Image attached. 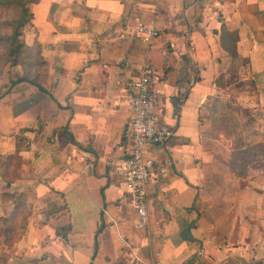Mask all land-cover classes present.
Instances as JSON below:
<instances>
[{
	"label": "crops",
	"instance_id": "1",
	"mask_svg": "<svg viewBox=\"0 0 264 264\" xmlns=\"http://www.w3.org/2000/svg\"><path fill=\"white\" fill-rule=\"evenodd\" d=\"M30 10L23 41L39 46L45 92L20 81V65L0 78V221L11 218L0 263L264 264V151L238 177L231 140L209 118L219 100L264 146V0H38ZM138 19L159 31L150 44L121 37ZM145 63L173 136L145 150L138 227L119 173ZM14 155L8 186L1 167ZM189 226L198 241L181 237Z\"/></svg>",
	"mask_w": 264,
	"mask_h": 264
},
{
	"label": "built area",
	"instance_id": "2",
	"mask_svg": "<svg viewBox=\"0 0 264 264\" xmlns=\"http://www.w3.org/2000/svg\"><path fill=\"white\" fill-rule=\"evenodd\" d=\"M158 35L159 31L154 25L138 19L136 26L122 33L121 37L135 36L150 44ZM157 77L155 68L145 63L131 83V154L119 173L128 200L138 213V227H144L147 223L146 187L153 168V163L145 156V150L148 145L164 144L173 136V132L164 121L163 104L155 88Z\"/></svg>",
	"mask_w": 264,
	"mask_h": 264
},
{
	"label": "trees",
	"instance_id": "3",
	"mask_svg": "<svg viewBox=\"0 0 264 264\" xmlns=\"http://www.w3.org/2000/svg\"><path fill=\"white\" fill-rule=\"evenodd\" d=\"M36 1L38 0H0V6H4L3 4H5L6 6L4 7H11V9L16 10L15 15H11V35H8L5 39L11 50V66L20 65L24 69V76L21 77L20 81L31 82L40 91L45 92V89L39 83V74L41 70L38 71L39 73H37L36 76H34V73L32 74V72L35 71L31 70V66L34 67V65L30 63L31 55L37 48L39 65H42V68H45V62L41 58L39 46L28 47L21 42L23 29L29 26L33 20L30 5ZM32 76L34 77L32 78ZM221 105L223 104L219 100H214L210 105V116L211 118L214 117L213 122L216 129H220L218 128V125L222 127V124L232 125V127L224 131L229 136L233 149L235 150L231 167L238 177H244L246 176L249 167L255 161L257 154L264 151V146L261 143L262 135L255 130H250L249 134L244 136L245 130L242 123L239 122L236 116L228 112V107L225 105L220 107ZM220 110H222V113H220ZM20 166L21 158L18 155H14L1 167L3 178L8 186L11 184V181L15 180L17 177ZM5 197L11 199V194L9 192L5 193ZM17 197L18 195L13 196L14 199ZM17 201L20 204V198H18ZM5 220L10 221L11 218ZM18 227L22 229V221L19 222Z\"/></svg>",
	"mask_w": 264,
	"mask_h": 264
},
{
	"label": "rangeland",
	"instance_id": "4",
	"mask_svg": "<svg viewBox=\"0 0 264 264\" xmlns=\"http://www.w3.org/2000/svg\"><path fill=\"white\" fill-rule=\"evenodd\" d=\"M4 6H6L5 4H3ZM4 6H0V78L4 75V73L9 70L11 68V50H10V46L7 44L6 42V38L8 35H11V15H15L16 10L15 9H11V7H4ZM24 32L25 29H23L22 31V37H21V42L22 44H24L23 41V36H24ZM24 55V54H23ZM30 63H32L34 65V67L31 66V70L35 71L32 72V74L34 73V76L37 75V73H39L38 71H40L42 69V65H39V54H38V49L36 48V50L32 53L31 55V60ZM32 76V78L34 77ZM230 113V111H228ZM245 115V112H243ZM242 114V113H241ZM209 118L212 121V128L213 130L216 129V126L214 125V117L211 118L210 116V112H209ZM224 123V122H223ZM228 125V124H227ZM225 125L222 124V127H220V125H218V130L221 131H225L226 129H229L230 127H232V125ZM245 132H244V136H247L250 132V130H246L247 128H245L243 126ZM7 196V195H6ZM4 201L9 203L11 202V199L9 197H4ZM0 226H2L1 228L4 229V231H1L0 234V249L3 245V232H5V242L7 244H11V220L10 221H1L0 222ZM8 251V250H7ZM11 256V253H7L4 252V256L2 257V259L5 262H8L9 257Z\"/></svg>",
	"mask_w": 264,
	"mask_h": 264
},
{
	"label": "water",
	"instance_id": "5",
	"mask_svg": "<svg viewBox=\"0 0 264 264\" xmlns=\"http://www.w3.org/2000/svg\"><path fill=\"white\" fill-rule=\"evenodd\" d=\"M181 237L186 241H192V242L198 241L194 239L191 233V226L187 227L185 230L182 231Z\"/></svg>",
	"mask_w": 264,
	"mask_h": 264
}]
</instances>
